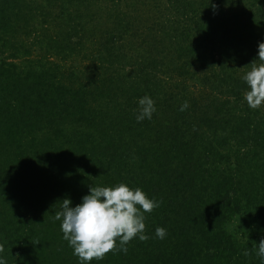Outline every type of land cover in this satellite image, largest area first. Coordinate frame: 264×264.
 Segmentation results:
<instances>
[{"label": "trees", "instance_id": "16d2710c", "mask_svg": "<svg viewBox=\"0 0 264 264\" xmlns=\"http://www.w3.org/2000/svg\"><path fill=\"white\" fill-rule=\"evenodd\" d=\"M260 42L264 0H0L7 264H79L55 213L121 182L162 201L150 238L91 264H262L243 254L264 239V105L242 80Z\"/></svg>", "mask_w": 264, "mask_h": 264}, {"label": "clouds", "instance_id": "9594fccd", "mask_svg": "<svg viewBox=\"0 0 264 264\" xmlns=\"http://www.w3.org/2000/svg\"><path fill=\"white\" fill-rule=\"evenodd\" d=\"M251 65L242 77L248 87L244 99L250 108L258 109L264 105V42L258 44V59ZM138 105L137 123L151 120L157 111L155 101L149 95L139 98ZM188 107L185 102L179 110L183 112ZM161 203L149 198L143 189L132 188L123 182L107 187L92 186L89 194L74 207L71 199L65 198L54 220L61 221L63 239L73 249L79 264H91L93 260H103L109 252L126 254L127 245L133 239L147 241L150 237L145 232V213H152ZM155 236L163 240L167 230L157 227ZM253 252L264 264V239L253 248L245 249L243 254L250 256ZM3 253L4 247L0 245V264H7Z\"/></svg>", "mask_w": 264, "mask_h": 264}, {"label": "rangeland", "instance_id": "374dc122", "mask_svg": "<svg viewBox=\"0 0 264 264\" xmlns=\"http://www.w3.org/2000/svg\"><path fill=\"white\" fill-rule=\"evenodd\" d=\"M141 17L143 15L144 19L153 18V13H155L154 9L151 7H141Z\"/></svg>", "mask_w": 264, "mask_h": 264}]
</instances>
